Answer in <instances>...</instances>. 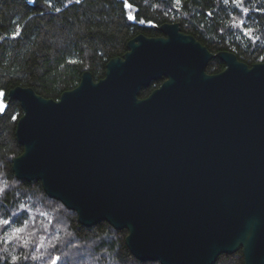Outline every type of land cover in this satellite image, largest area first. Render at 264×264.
Masks as SVG:
<instances>
[{"label":"water","instance_id":"water-1","mask_svg":"<svg viewBox=\"0 0 264 264\" xmlns=\"http://www.w3.org/2000/svg\"><path fill=\"white\" fill-rule=\"evenodd\" d=\"M158 28L58 99L0 89V114L13 99L23 109L13 172L81 224L126 229L139 260L214 264L242 249L245 264H264V60L213 52L179 21ZM215 57L225 67L208 72Z\"/></svg>","mask_w":264,"mask_h":264},{"label":"trees","instance_id":"trees-1","mask_svg":"<svg viewBox=\"0 0 264 264\" xmlns=\"http://www.w3.org/2000/svg\"><path fill=\"white\" fill-rule=\"evenodd\" d=\"M127 3L135 8L132 16ZM167 21H179L213 52L233 51L249 65L264 60V0H0V89L32 86L58 99L79 83L85 69L96 80L103 77L108 60L123 55L130 38L159 35L158 27ZM224 67L215 57L207 71ZM150 91L143 87L140 96ZM22 113L13 99L0 114V219L14 221L0 227V264H51L52 257H60L59 264H161L136 258L126 244V229L107 221L85 226L40 181L15 176L12 158L23 151L15 135ZM25 225L27 246L23 239L4 242L5 229L11 234ZM214 264H245L242 249L220 254Z\"/></svg>","mask_w":264,"mask_h":264},{"label":"snow or ice","instance_id":"snow-or-ice-1","mask_svg":"<svg viewBox=\"0 0 264 264\" xmlns=\"http://www.w3.org/2000/svg\"><path fill=\"white\" fill-rule=\"evenodd\" d=\"M177 2H179V0H177ZM228 2H229V0H224V3H225V4H227ZM233 3L239 4V0H233ZM253 6H254V5H253ZM126 7H131V5H127V4H126ZM57 11H58V9H57ZM244 11L247 12L248 9L245 8ZM130 18L134 19L135 17H130ZM141 22L143 23V21H141ZM243 26H244V21H240V27H243ZM251 32H252V30L249 29V30L246 31L245 34L247 35V34H250ZM0 96H3V93H2V92H0ZM20 207H21V209L24 210V211L27 210L26 207H25L24 205H21ZM13 222H14V221L11 220V219H0V227H3V226H10ZM25 227H26V225L23 226V227H16V228H14V229L12 230V233H11V234H8L7 231H6V229H5V235L8 237V239L5 240L4 242H6V243H11L12 240H14V239H23L22 234H23L24 231H25ZM0 239H3V238H0ZM28 242H29V241H28L27 239H23V244H24L25 246L28 245ZM52 247H55V244H53ZM22 258L25 259V260H27L29 257H28V256H23ZM32 258H33V259H38L39 257L33 256ZM12 259H13V260H18V259H21V257H17V256H15V255H13V256H12ZM60 259H61L60 257H52V258H51V264H59Z\"/></svg>","mask_w":264,"mask_h":264},{"label":"flooded vegetation","instance_id":"flooded-vegetation-1","mask_svg":"<svg viewBox=\"0 0 264 264\" xmlns=\"http://www.w3.org/2000/svg\"><path fill=\"white\" fill-rule=\"evenodd\" d=\"M145 34V33H144ZM163 33L159 34V35H162ZM147 35V34H146ZM150 36H158V35H150ZM164 80V78H160V79H157V80H154L151 82V84L149 85L151 87V91L156 88L157 86H159L161 84V82ZM150 91V92H151Z\"/></svg>","mask_w":264,"mask_h":264},{"label":"rangeland","instance_id":"rangeland-1","mask_svg":"<svg viewBox=\"0 0 264 264\" xmlns=\"http://www.w3.org/2000/svg\"><path fill=\"white\" fill-rule=\"evenodd\" d=\"M127 5H130V4L127 3ZM127 11H128L129 16H132L135 11V8L131 5V7H127Z\"/></svg>","mask_w":264,"mask_h":264}]
</instances>
